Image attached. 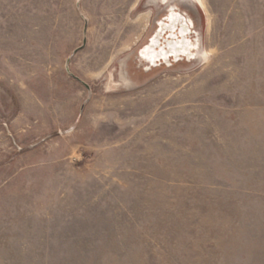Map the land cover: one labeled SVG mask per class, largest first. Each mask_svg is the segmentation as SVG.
<instances>
[{
    "label": "rangeland",
    "instance_id": "1",
    "mask_svg": "<svg viewBox=\"0 0 264 264\" xmlns=\"http://www.w3.org/2000/svg\"><path fill=\"white\" fill-rule=\"evenodd\" d=\"M196 1L0 0V264H264V0Z\"/></svg>",
    "mask_w": 264,
    "mask_h": 264
},
{
    "label": "flooded vegetation",
    "instance_id": "2",
    "mask_svg": "<svg viewBox=\"0 0 264 264\" xmlns=\"http://www.w3.org/2000/svg\"><path fill=\"white\" fill-rule=\"evenodd\" d=\"M166 2H168V0ZM166 2H163V3H166ZM168 18H169L170 24L164 23L161 25V30L159 31L160 33L159 37L164 39L165 35L170 33V38L166 40L164 39V40L167 42V47L172 50H170L171 52L167 51V49H165L164 47H161L162 49L158 50L153 46L152 50L155 52L153 53V55L156 56L155 59H150L155 64L153 65V67L165 66L166 63L173 64L175 60L179 62L180 58H182V60H185V56L188 53L191 54L192 50L196 48V44L193 41L190 42L191 41V37H190L191 28H193L194 26V22L192 21V19L190 17L185 18L180 13L178 14L175 13V11L170 12V15ZM156 38H158V35ZM172 38H173V41H170V39ZM155 43H158V42H155ZM175 52H179V53H175ZM183 52H186L187 54ZM175 54H177V57H175L176 56ZM179 54L181 55L183 54L185 56H179Z\"/></svg>",
    "mask_w": 264,
    "mask_h": 264
},
{
    "label": "bare ground",
    "instance_id": "3",
    "mask_svg": "<svg viewBox=\"0 0 264 264\" xmlns=\"http://www.w3.org/2000/svg\"><path fill=\"white\" fill-rule=\"evenodd\" d=\"M162 1L166 2L167 0H162ZM156 40H157V38L155 37V39H153L152 42L155 43ZM153 53H155V52L152 50V48L151 47H147L146 50L144 52H142V56L145 57V58H149V59H155L156 56H154ZM175 53H179V52H175ZM183 53L187 54L186 52H183Z\"/></svg>",
    "mask_w": 264,
    "mask_h": 264
}]
</instances>
